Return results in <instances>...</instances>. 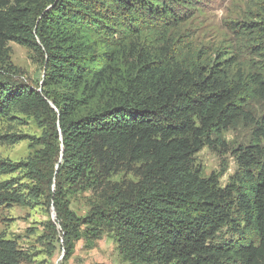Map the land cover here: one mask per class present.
Wrapping results in <instances>:
<instances>
[{"label": "trees", "instance_id": "16d2710c", "mask_svg": "<svg viewBox=\"0 0 264 264\" xmlns=\"http://www.w3.org/2000/svg\"><path fill=\"white\" fill-rule=\"evenodd\" d=\"M200 0H0V118L35 117L40 146L24 162L0 160V206L42 198L52 205L67 256L74 242L105 230L129 264H264V21L236 24L254 57L184 53L172 33ZM247 31L255 36L248 39ZM42 61L38 87L22 79L9 43ZM253 125L232 150L225 184L196 157L224 147V133ZM30 135L3 134L18 143ZM130 175L132 177H130ZM92 190L86 216L69 196ZM50 227L56 230L55 224ZM16 242L0 238V264H22Z\"/></svg>", "mask_w": 264, "mask_h": 264}, {"label": "rangeland", "instance_id": "374dc122", "mask_svg": "<svg viewBox=\"0 0 264 264\" xmlns=\"http://www.w3.org/2000/svg\"><path fill=\"white\" fill-rule=\"evenodd\" d=\"M264 21V0H200L192 18L177 27L172 38L177 48L184 53L199 52L204 61L221 54L237 55V69L249 68L254 57L247 51L248 42L239 33L236 24H250ZM248 39L255 38L247 31ZM12 63L21 69V77L34 87L41 85L44 77L40 58L28 48L15 42L9 43ZM258 118L264 110L259 99L250 101L248 108ZM253 125L239 122L224 133L226 145L215 150L205 147L196 157L205 176L212 172L220 175L223 184L238 168L232 150L250 142ZM30 135L18 143L0 141V160L24 162L40 148L37 138L44 133V127L33 116L15 113L11 117L0 118V135ZM130 177H132L130 175ZM14 179L17 190L26 197L28 187L33 184L27 172L21 169L0 176V182ZM70 208L78 216H86L99 202V196L92 190L80 191L69 196ZM55 224L56 230L50 227ZM74 242L67 256L63 231L56 222V213L48 201L37 198L25 203L0 206V238L16 242L23 251L22 264H129L121 256L114 233L105 230L100 237L91 236Z\"/></svg>", "mask_w": 264, "mask_h": 264}]
</instances>
